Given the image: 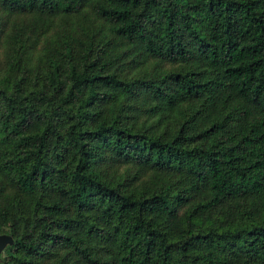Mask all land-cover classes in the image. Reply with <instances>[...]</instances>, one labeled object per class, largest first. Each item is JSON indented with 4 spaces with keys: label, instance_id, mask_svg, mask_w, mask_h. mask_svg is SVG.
Segmentation results:
<instances>
[{
    "label": "trees",
    "instance_id": "16d2710c",
    "mask_svg": "<svg viewBox=\"0 0 264 264\" xmlns=\"http://www.w3.org/2000/svg\"><path fill=\"white\" fill-rule=\"evenodd\" d=\"M0 264H264V0H0Z\"/></svg>",
    "mask_w": 264,
    "mask_h": 264
},
{
    "label": "water",
    "instance_id": "95a60500",
    "mask_svg": "<svg viewBox=\"0 0 264 264\" xmlns=\"http://www.w3.org/2000/svg\"><path fill=\"white\" fill-rule=\"evenodd\" d=\"M14 244V239L9 235H0V261L3 252Z\"/></svg>",
    "mask_w": 264,
    "mask_h": 264
}]
</instances>
